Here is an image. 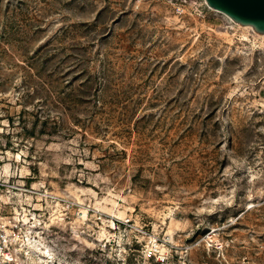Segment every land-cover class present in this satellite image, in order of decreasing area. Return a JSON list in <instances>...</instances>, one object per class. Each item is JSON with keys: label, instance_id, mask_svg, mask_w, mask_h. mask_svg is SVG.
Returning a JSON list of instances; mask_svg holds the SVG:
<instances>
[{"label": "rangeland", "instance_id": "rangeland-1", "mask_svg": "<svg viewBox=\"0 0 264 264\" xmlns=\"http://www.w3.org/2000/svg\"><path fill=\"white\" fill-rule=\"evenodd\" d=\"M47 43L111 68L66 136L21 98ZM0 214L16 264H264V38L205 0H0Z\"/></svg>", "mask_w": 264, "mask_h": 264}, {"label": "trees", "instance_id": "trees-1", "mask_svg": "<svg viewBox=\"0 0 264 264\" xmlns=\"http://www.w3.org/2000/svg\"><path fill=\"white\" fill-rule=\"evenodd\" d=\"M3 26L7 27L8 24L4 23ZM1 34H5V31ZM91 62L93 60L89 55L73 57L63 53L61 56L58 50H52L48 43L39 46L26 60H22L20 67L26 73L22 84L25 91L21 98L28 100L34 97L39 103L36 119L45 124L44 130L49 134L75 130L62 126L65 119L72 116L75 120L82 121L78 128L82 129L90 120L110 107L111 95L108 91L112 85L111 68L108 64L97 68L91 65ZM37 63L43 64V69L36 68ZM42 112H45L46 116L41 119L39 116ZM84 112H87L84 117L79 115ZM49 121L52 124L48 125ZM60 128H63V131H60ZM65 134L69 133H62L66 136Z\"/></svg>", "mask_w": 264, "mask_h": 264}, {"label": "water", "instance_id": "water-1", "mask_svg": "<svg viewBox=\"0 0 264 264\" xmlns=\"http://www.w3.org/2000/svg\"><path fill=\"white\" fill-rule=\"evenodd\" d=\"M211 8L228 15L240 25L264 34V0H205Z\"/></svg>", "mask_w": 264, "mask_h": 264}, {"label": "built area", "instance_id": "built-area-1", "mask_svg": "<svg viewBox=\"0 0 264 264\" xmlns=\"http://www.w3.org/2000/svg\"><path fill=\"white\" fill-rule=\"evenodd\" d=\"M20 221L18 216L0 214V264H16L18 259L16 242L20 237Z\"/></svg>", "mask_w": 264, "mask_h": 264}, {"label": "bare ground", "instance_id": "bare-ground-1", "mask_svg": "<svg viewBox=\"0 0 264 264\" xmlns=\"http://www.w3.org/2000/svg\"><path fill=\"white\" fill-rule=\"evenodd\" d=\"M206 2V1H205ZM207 4V3H206ZM210 7V6H209ZM214 9V8H213ZM217 10V9H216ZM225 14V13H224ZM226 15V14H225ZM233 23H235L236 25H238V26H241V27H243V28H250V26H248V25H240V24H238V23H236V22H234L228 15H226ZM254 31V30H253ZM255 34L257 35V36H259V37H262V38H264V34H259V33H257V32H255ZM28 245L30 246V247H32L33 248V250H35V251H39L40 252V257H42V260H44L43 258L45 257H51V255H50V253H49V251H45L43 248V246L41 247V246H39V243H34L32 240H30V237H28ZM47 261H51L50 259H48Z\"/></svg>", "mask_w": 264, "mask_h": 264}]
</instances>
